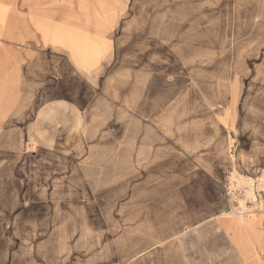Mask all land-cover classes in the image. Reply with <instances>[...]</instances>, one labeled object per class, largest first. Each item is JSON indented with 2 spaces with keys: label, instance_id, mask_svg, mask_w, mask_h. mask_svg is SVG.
Segmentation results:
<instances>
[{
  "label": "rangeland",
  "instance_id": "374dc122",
  "mask_svg": "<svg viewBox=\"0 0 264 264\" xmlns=\"http://www.w3.org/2000/svg\"><path fill=\"white\" fill-rule=\"evenodd\" d=\"M131 7L144 14H131L82 126L68 119L75 140L0 152V264H132L137 250L206 238L213 194L228 217L251 210L264 178L236 155L247 122L264 119V0Z\"/></svg>",
  "mask_w": 264,
  "mask_h": 264
},
{
  "label": "crops",
  "instance_id": "0c3cea01",
  "mask_svg": "<svg viewBox=\"0 0 264 264\" xmlns=\"http://www.w3.org/2000/svg\"><path fill=\"white\" fill-rule=\"evenodd\" d=\"M131 8V0H0V152L75 140L65 134L68 119L82 126L93 84L136 21L131 14H144ZM216 76L210 72L209 81L219 95L226 84ZM253 121L244 140L240 132L236 156L241 170L247 165L264 178V119ZM258 188L255 182L253 192ZM212 196L214 210L197 227L206 238L173 250H137L132 264H264V202L250 201L245 218L228 217L224 197L221 203Z\"/></svg>",
  "mask_w": 264,
  "mask_h": 264
},
{
  "label": "built area",
  "instance_id": "2783aa9c",
  "mask_svg": "<svg viewBox=\"0 0 264 264\" xmlns=\"http://www.w3.org/2000/svg\"><path fill=\"white\" fill-rule=\"evenodd\" d=\"M259 185V188L257 190H255L253 192V198L254 200L252 201L254 203L255 202H260L263 206V202H264V183L259 184L258 182H256ZM248 213H246L247 215Z\"/></svg>",
  "mask_w": 264,
  "mask_h": 264
},
{
  "label": "bare ground",
  "instance_id": "6f19581e",
  "mask_svg": "<svg viewBox=\"0 0 264 264\" xmlns=\"http://www.w3.org/2000/svg\"><path fill=\"white\" fill-rule=\"evenodd\" d=\"M230 213V212H229ZM229 213H227V214H229Z\"/></svg>",
  "mask_w": 264,
  "mask_h": 264
}]
</instances>
